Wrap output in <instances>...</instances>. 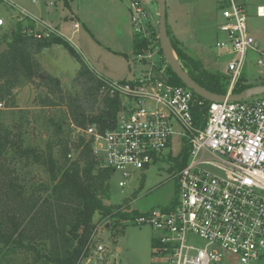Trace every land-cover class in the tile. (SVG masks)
Wrapping results in <instances>:
<instances>
[{
	"label": "built area",
	"instance_id": "2783aa9c",
	"mask_svg": "<svg viewBox=\"0 0 264 264\" xmlns=\"http://www.w3.org/2000/svg\"><path fill=\"white\" fill-rule=\"evenodd\" d=\"M217 2L215 47L227 58L225 93L230 94L243 77L249 51L256 53V65L264 66V45L249 34L242 4ZM129 11L133 31L149 40L137 55L140 63H147L146 70L127 80L102 76L100 92L117 95L121 109L111 128L100 132L89 125L82 130L91 139L92 154L102 158V166L124 176L131 173L128 168L144 170L162 158L173 135L180 136L188 156L185 165L173 172V202L138 212L121 205L114 213L125 216L95 223L85 254L75 264H117L107 258L99 233L126 224L154 230V260L148 264H252L264 255V94L205 105L206 100L196 99L184 84L173 83L166 62L158 61L157 50L149 45L153 27L141 1L130 0ZM256 15L264 16V6L256 8ZM42 29V34L26 31L38 37L58 34L46 24ZM194 104L204 108L199 123L193 117ZM118 184L124 186L122 181Z\"/></svg>",
	"mask_w": 264,
	"mask_h": 264
},
{
	"label": "trees",
	"instance_id": "16d2710c",
	"mask_svg": "<svg viewBox=\"0 0 264 264\" xmlns=\"http://www.w3.org/2000/svg\"><path fill=\"white\" fill-rule=\"evenodd\" d=\"M15 26L11 38L3 40L5 49L0 52V103L3 105L0 108V248L8 251L20 248L28 253L33 250L34 261L45 264H75L85 254L95 227V215L98 221L115 215L125 216L114 212L121 205L130 206V201L105 202L109 199L112 170L102 166V161L92 154L91 139L82 135L69 139L70 133H65L63 126L68 121L80 129L89 125H95L100 132L111 128L121 109L120 99L117 95L100 92L102 76L86 66L66 39L58 34L38 37L33 32H23L20 22ZM27 26L33 28V20H29ZM167 33L178 60L190 76L207 90L224 94L228 77L223 79L205 70L197 59L179 47L168 30ZM132 41L131 55L140 54L149 42L137 33H133ZM54 43L64 45L81 62L77 72L82 79L81 95L64 99L60 93V99L65 100L68 108L65 120L48 118L47 137L35 138L29 126L33 118L28 109L17 108L13 89L38 79L51 91L61 92L59 80L49 76L40 78L42 69L35 58V54ZM167 71L173 83L183 85L168 66ZM251 85L241 78L233 92ZM195 98L203 100L197 95ZM41 102L46 100L42 98ZM48 102L51 103L47 99ZM207 103L205 101V105ZM192 111L195 122L199 123L204 108L199 110L194 104ZM72 153L76 154L74 159ZM187 156L188 149L183 144L178 156L172 159L173 168L183 167ZM38 247L44 252L40 254Z\"/></svg>",
	"mask_w": 264,
	"mask_h": 264
},
{
	"label": "rangeland",
	"instance_id": "374dc122",
	"mask_svg": "<svg viewBox=\"0 0 264 264\" xmlns=\"http://www.w3.org/2000/svg\"><path fill=\"white\" fill-rule=\"evenodd\" d=\"M102 1L105 3V0ZM152 2L155 3L152 12L147 5L143 6L141 4L146 12L147 20H149L151 25H154L152 26L153 34L149 43L150 48L158 52V6L155 1L152 0ZM69 6L70 8L64 6L63 0H0V19L3 21L2 25H0V44H4V41L11 38L17 22L22 23L23 32L27 30L26 28L35 31L32 27L27 26V23L31 19H38L43 24H48L50 28L57 26V30L64 35L65 39H70L73 45L82 48L83 53H87L83 55L86 57L84 58L86 61L82 58L86 66L90 69L93 67L99 74L111 80L131 79L146 70L147 63H140L137 55L124 53L120 56L108 51L107 47H98L90 38L91 35L88 27L83 25V23L81 26L77 25L73 27L78 31L74 32L72 28L73 21L69 19V14L70 12L78 13L76 0H70ZM166 7L168 20L173 21V18H175L179 25V37L185 43V46L180 47L183 51L187 50L191 53L190 50L192 49L189 48L194 46L197 41H200L209 44L211 50L215 52V41L219 33L214 23V12H217L218 17H220L217 0H167ZM20 10L24 11V13L20 12ZM66 15L69 16L66 17ZM77 17L80 18L79 16ZM263 21L264 18L257 20L255 14L254 16L247 15L248 30L255 36L256 40L264 41V37L263 39L259 37V35L264 34L259 29V26L264 23ZM38 25L36 27L38 26L40 29L37 31L43 32L47 30L46 28L45 30L42 29L39 23ZM4 35L5 37L2 39ZM199 46L197 45L196 48ZM205 51L208 50L206 49ZM212 51L208 54L207 59L204 57L205 55L197 54V52V55L194 56L199 58L198 61L205 70L217 73L225 79L227 74L224 71V61L227 58L226 56H221V54L217 55L216 52L213 53ZM45 58L48 67L47 69H42V76L40 78L47 76L54 77L53 75H55L54 78L59 80L61 92L51 91L52 89L49 86H45L38 79L19 84L13 89L17 108L28 109L30 117L33 118V121L29 125L31 127V135L41 139H45L48 135V118L58 120L60 117H63V120H65L68 108L65 100L60 99V93H62L64 99L67 96H80L81 89L79 83L82 81L77 76L81 62L76 56L71 55L64 45L60 44L48 49ZM256 58V53L251 51L247 53L243 77L248 83L259 84L264 81V66L256 65ZM42 98L46 102L48 99L51 103H42ZM96 107L97 104L94 105V111H96ZM0 108H3V105ZM63 129L65 133H70L69 139H76V135L88 138L82 129L68 124V121L63 126ZM170 145L171 155L174 157L178 156L182 149L180 136L173 135ZM167 152L162 158L150 163L144 170L128 168V170H131V173L127 176H124L122 171L112 172V176L108 182L109 199L105 200V202L118 204L132 197L134 205L139 211L164 207L169 205L171 201L173 202L176 199V181L173 178L174 168L172 167V159L174 157L169 158L170 154H167ZM75 156L76 154L72 153V159ZM97 158L103 161L101 157ZM35 173L40 177L42 176L39 170H36ZM120 181L124 182V186H119L118 183ZM94 222L98 223V215H95ZM154 235V230L147 225L126 224L111 229H100L99 241L107 247V258L112 262L116 259L117 264H148L154 260L151 254V240ZM38 248L40 249L38 250L40 254L44 252L43 248ZM117 248H119L118 251ZM34 254L33 250L28 253L20 248L11 251H8L6 248H0V264H45L42 261H34ZM222 264L232 263L224 261ZM233 264L241 263L235 262ZM252 264H264V255Z\"/></svg>",
	"mask_w": 264,
	"mask_h": 264
},
{
	"label": "crops",
	"instance_id": "0c3cea01",
	"mask_svg": "<svg viewBox=\"0 0 264 264\" xmlns=\"http://www.w3.org/2000/svg\"><path fill=\"white\" fill-rule=\"evenodd\" d=\"M140 1L143 4V6L147 5L148 8L152 12V10L154 9V5H155V3L152 2V0H140ZM236 1L243 5L246 16L248 14H250L251 16H254V14L256 15V8L259 6H264V0H236ZM129 2H130V0H128V1L127 0H105V3L102 0H99V2H97V0H76L78 13L76 14V12H70L69 19H71L73 21V24L76 23L78 26L79 25L81 26L83 23V25L88 27L90 35H91L90 38L94 41L95 44H97L98 47H100V48L107 47L108 51H111L115 54H119L120 56H122V54H124V53L125 54H129V53L131 54L132 50H133V41H132L133 40V33H135V32L133 31V28H132V25L130 22ZM166 2H167V0H166ZM63 3H64V6L70 8V6H69L70 0H63ZM81 7L83 9V12H82V9H80ZM113 12H114V14H113ZM69 15H66V17H68ZM77 16H79L80 18H78ZM263 18H264V16L256 15L257 20H260ZM80 19H81V22H80ZM31 20H33V19H31ZM214 21H215L214 22L215 27L217 28L218 23L220 21V17H218L217 12L216 13L214 12ZM33 22H34L33 29H35V30L40 29L38 27L39 26L38 23L41 25L40 26L41 28H43V26L45 25L41 21L37 22L36 19L33 20ZM73 24H72V28H73ZM36 25H38V26L36 27ZM46 25H48V24H46ZM152 26H154V25L152 24ZM166 26H167V30H168L170 36L173 37L177 41V44L179 45V47L185 46V43H183L182 39L179 37V25L177 24V20H175V18H173V21L168 20L167 7H166ZM55 28L54 29L56 30V32L61 37H63L65 39L64 35L57 30V26ZM247 29H248V27H247ZM259 29L262 30L264 33V23L259 26ZM73 31L78 32L77 29H75V28H73ZM248 32H249V30H248ZM249 34L252 35L250 32H249ZM252 36L255 37L254 35H252ZM218 37H219V35H218ZM259 37H260V39H263L264 34L259 35ZM66 40L72 45L73 48H75V50L77 52L79 51L78 54L81 56V59L86 58L83 55H84V53H85V55L87 53L86 52L83 53L82 48H80L76 45H73L72 41H70V39H66ZM256 41L260 44L264 43V41H261L259 39H257ZM58 45H60V44L54 43L50 47L44 48L39 53L35 54V58H36L37 62L40 64L41 69H47V67H48L47 63H46L47 62L46 58L49 57L50 55L45 58V55H46V52L48 51V49H51V48H53V46H58ZM197 45H200V46L198 48H196ZM158 47H159V42H158ZM189 49H192V50H190L191 53L187 50H185L184 52L186 54H188L189 56H191L192 58L197 59V60L199 58L195 57L194 55H197L198 53H200L203 56L205 55L204 57L207 59L208 54L210 53V51H212L209 44H207L205 42H200V41H197L194 44V46L190 47ZM206 49L208 51H205ZM215 49H216V47H215ZM173 52L175 53L174 49H173ZM196 52H197V54H196ZM212 52L213 53L216 52L217 55L221 54L217 49L215 50V52L214 51H212ZM157 53H158V57H159V59L157 58L158 61L165 62L163 55H162V52L160 50V47L158 48ZM175 56H177L176 53H175ZM221 56H223V55H221ZM200 59H202V58L200 57ZM91 69L94 72L98 73L93 67H91ZM40 75L42 76V74H40ZM99 75H101L105 78H108L102 74H99ZM53 76L55 77V75H53ZM242 79L246 83H248L244 79V77ZM117 80H122V79H117ZM261 83H264V81H262ZM261 83H259V84H261ZM250 84L253 85L254 83L251 82ZM170 148H171V145L169 147V152H168L170 154L169 158H173L174 156L171 155ZM173 164H172V167H173ZM175 193H176V191H175ZM127 200L130 201L129 208L138 212L139 210L135 207L134 202H133L134 201L133 198L132 197L127 198ZM151 243H152V240H151ZM118 250H119V248H117V251Z\"/></svg>",
	"mask_w": 264,
	"mask_h": 264
},
{
	"label": "water",
	"instance_id": "95a60500",
	"mask_svg": "<svg viewBox=\"0 0 264 264\" xmlns=\"http://www.w3.org/2000/svg\"><path fill=\"white\" fill-rule=\"evenodd\" d=\"M158 6V21H157V37L159 42V47L162 52L163 58L172 70V72L180 79V81L189 89H191L194 94L201 97L202 99L211 101H223L225 98L229 100L239 101L246 97L257 96L264 94V83L251 85L240 92L221 94L214 93L207 90L206 88L199 85L184 69L182 64L177 60L175 53L170 45L167 26H166V0H153ZM5 49V44H0V52ZM41 76V75H40Z\"/></svg>",
	"mask_w": 264,
	"mask_h": 264
}]
</instances>
